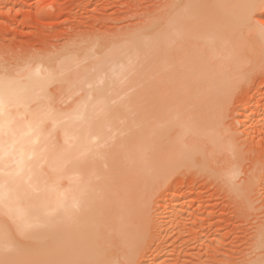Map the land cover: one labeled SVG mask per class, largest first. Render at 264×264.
Segmentation results:
<instances>
[{
	"label": "bare ground",
	"instance_id": "bare-ground-1",
	"mask_svg": "<svg viewBox=\"0 0 264 264\" xmlns=\"http://www.w3.org/2000/svg\"><path fill=\"white\" fill-rule=\"evenodd\" d=\"M260 2L175 0L170 16L164 15L154 34L129 39L121 43V49L112 42L113 49L96 51L98 56L88 68L72 73L70 58L75 55L68 54L69 61L65 56L61 61L43 58V66L37 64L33 73L20 76L22 69L15 67L17 74L0 75V97L5 102L0 114V184L4 185L0 189V264H146L159 236L147 228L148 197L156 183L164 184L182 170L195 176L204 172L219 176L235 193L236 206L241 201L255 208L251 194L260 193L257 188L264 182V143L262 149L257 146L259 150L249 140L251 135L264 134L262 102L245 108L251 114H243L242 127L251 125L245 127L244 142H239L236 132L224 129L220 118L225 107L218 105V97L228 96L233 86L252 84L256 72L264 69L255 58L259 52L254 55L256 36L251 30L254 37L249 34L250 16ZM55 83L57 91L69 97L84 94L71 108L63 109L49 89ZM185 146L193 150L198 164L206 157L209 166L171 171L181 162ZM224 151L228 155L220 157ZM237 165L242 177L234 179ZM194 199L190 195L172 205L174 235L169 238L164 228L159 248L166 249L173 239L186 246L207 247L206 221L191 218L188 226L182 222ZM201 201L187 216L200 217L196 212L204 208ZM259 201L264 206V198ZM253 231L250 239L255 242L249 244L248 253L234 255L235 260L226 258V264L264 261V220ZM208 250L202 253L207 262L217 248L211 257ZM198 254L191 263L207 264ZM179 257L173 264H185Z\"/></svg>",
	"mask_w": 264,
	"mask_h": 264
},
{
	"label": "rangeland",
	"instance_id": "rangeland-1",
	"mask_svg": "<svg viewBox=\"0 0 264 264\" xmlns=\"http://www.w3.org/2000/svg\"><path fill=\"white\" fill-rule=\"evenodd\" d=\"M174 5L175 0H0V75L8 74L10 73L9 71H11V73L17 74L18 72L16 71H19L20 69H22L23 72H21L22 70H20V73L17 75L23 76L22 73L24 75L26 73H33L32 70L34 68L36 69L39 66L37 64H40L41 67L43 66V58L51 56L54 60L61 61L60 58L65 56L66 60L69 61L68 59L70 55L68 54H71V56L75 55L74 59L72 57L70 58L73 64V69L71 68L73 72L72 70L70 72L74 73L78 69L80 70L84 67L88 68L95 61V55L98 56L97 52L108 50L107 47L113 49V44L117 45L114 47L115 49H121L123 45L121 43L127 42V40L129 39H144L151 36L154 31H157L159 29L160 26H157L161 25L166 19L164 15L166 17L170 16L169 13L171 14L170 11L174 8ZM259 6L254 10L255 13L252 12V15L250 16V27L252 29L249 28V34L254 32V34H252L256 36L255 39L252 34L250 35V37H254L252 43L255 41L253 44H256V47L254 48V55L259 52L255 56V58H257L256 60L260 59V61L258 60V62L261 67H264V38H262V36H264V0H261ZM169 8H171V10ZM155 27L157 28L155 29ZM100 40H106L105 42L109 43L111 42L110 45L113 42V44L110 47L109 43H107L106 45L103 41V43L99 42ZM88 41L92 45H90ZM92 41L95 43H92ZM81 42L83 44V47L82 44H80ZM76 43H78V45ZM94 45L97 50H95V48L93 47ZM89 46H91V48ZM85 49L86 52H83L82 50ZM91 49L94 53L90 52L92 51ZM29 52H31V54ZM63 52L64 55L62 54ZM77 52L78 55L76 54ZM91 53L94 55V57L90 55ZM78 58L80 60H78ZM29 65H31V68ZM15 67H19V70ZM261 70L256 72L257 74L254 73L257 78H255L252 84L248 85V83H244V85L242 83L240 85L241 87H236L237 85L235 87L233 86L234 88L232 87V92H230L228 96L224 95L223 97H218L220 102V104L218 105L221 107L224 105L225 107V110L224 112H222V116L220 118L222 120L223 126L225 125L224 129L227 128L228 130H230V133L233 131V134L234 132H236V138H239H237V141L239 142H241L242 140L244 142L247 134L245 129H247L251 125L250 123H246V126L248 125L247 128H245V125H243L244 127H242L243 121H241V119L243 118V114H251L250 112L248 114V112L245 111V108L250 106L252 109L253 106L260 101L262 102L261 107L264 109V69ZM239 80L240 79L238 78L235 79L232 85H234ZM58 86L59 84L55 83L54 85L50 86L49 89L55 92L56 102L58 106L63 109L71 108L73 106V103L77 102L78 99L84 94V92H80L69 97L70 94L59 90L57 91ZM223 101L225 103H223ZM212 102L213 101L210 102V105L212 104ZM216 102L217 98L215 100V103ZM218 105L214 107H219ZM257 118L258 117L254 118V124H256L257 120H259V118ZM256 125L258 126L259 124ZM243 131L245 132V134H243ZM258 137L260 139H258ZM250 138L251 139L249 140V142L252 141V144L257 143V145L253 144V147H263L264 144H261L262 142L264 143L263 133H260V135L258 134L256 136L251 135ZM252 138L255 140V142ZM256 139L258 140L256 141ZM256 147H254V149H259L258 147ZM226 154L227 152L225 153L224 151L222 152V154H220V157L225 158L224 156L228 155ZM212 164L215 166L220 165L219 161H213ZM244 165H248V162L246 161ZM192 172L193 171L190 170H182L178 173L172 174L165 181L166 183L164 182V184H155V188L153 190L154 193L148 197L146 207V210H148V212L146 211V218H149L147 220V228L149 232L150 230L152 231V233H154L155 231L154 234H156V236L159 235L158 237L155 236L158 240H154V244L157 246V248H159L158 243L160 241V236L164 234H162V230L164 228H168L167 230L170 231H168L167 233L169 238L174 235L172 227L175 223L173 215L175 214V210L171 208L179 204L182 199L193 195L195 199L191 202L190 209H186L187 212L186 210L184 211L185 214L187 213L189 215V212L195 211L197 209L196 207L198 206V202H202L201 200H203L204 208L199 210L200 213L197 210L196 213H198V215L196 214V216H200L199 218L196 216V218L191 216L189 217L187 216V214L185 215L183 213L186 217L182 218V222L185 224L188 223L186 224L188 226L192 224V222L190 221L191 218H193L194 222L197 221L196 219H200V221L205 220L206 223L205 221L204 223L206 224V232L209 231V233L211 234H208L209 239L206 241L207 247L201 246V244L186 246L183 245L182 242H174L173 239L170 240L171 242L168 243L169 245L167 244V246L165 247L166 249H164V246L163 248L160 247L159 249H156V246L153 245L151 253L148 254L146 264H161L165 261L166 263L170 262L169 264H173L175 259L179 256L180 261L183 259L185 261V264H192L191 262H196L195 258H197V255H199V252L200 255H202V260L205 261V263L218 264L219 262H213L214 259L212 258H214L215 256V259L218 258L216 259L218 261L222 259L223 261H220L219 264H223V262L227 260L226 258H228L227 261H229V257H231L230 260H235V258L237 259L238 257L234 255L240 257L243 254H247V251L250 247L249 244L255 242V240H252L251 242L250 234L254 232V228H256L259 223L264 220L262 219L264 218V206H261L262 204H260L263 203V201H259L264 198V182H262L263 186H260V188L262 187L261 189H259V186L257 188L258 191H260V193H258L260 196H258V194L255 196L251 194L252 199L255 197L254 200H256V202L258 203L257 204L256 202H253V206L255 207L253 209V207H250L249 204L242 203L239 198H237L236 200L240 201L238 203H240L241 205L237 204L236 206V204L234 203V197L236 195L234 192L229 191L230 187L228 186V184H223L224 179H221L219 176L211 174L209 172H204V174H198L196 176L194 173L192 174ZM240 177H242V175H240ZM237 181L238 179H236L235 182ZM223 189L226 191L223 192ZM259 197H261V199H259ZM173 204L174 206L172 207ZM248 207H250L251 209ZM247 208L250 211H248ZM164 215H167L168 217ZM169 217L171 221H169ZM187 217L189 219H186ZM206 217L210 220L207 221V219H205ZM183 219L185 220V222ZM167 222L169 223V225L167 224ZM178 222H181V220ZM169 226L171 227V229L169 228ZM218 226L222 228H218ZM236 236L237 239H235ZM243 236L246 237L248 241ZM155 241L158 242L156 243ZM240 241L242 242L240 243ZM171 243L175 244V247L178 245L176 249ZM199 245L201 246V248ZM218 245H221L223 249L221 250V247H219ZM206 249H210V251L208 250V253H211H209L210 257L213 253L216 254L218 253L217 251L219 249L220 250L218 254H213L211 258L208 257L210 260H208L207 262V260H205L204 258L206 256H203L202 254L205 253ZM212 249L216 250V253L213 252ZM242 249L243 253H239V255L238 252H242ZM185 253L189 254L185 255ZM190 253H194V255L192 254L193 256L189 257ZM170 258H172V261L170 260ZM224 264H226V261Z\"/></svg>",
	"mask_w": 264,
	"mask_h": 264
},
{
	"label": "snow or ice",
	"instance_id": "snow-or-ice-1",
	"mask_svg": "<svg viewBox=\"0 0 264 264\" xmlns=\"http://www.w3.org/2000/svg\"><path fill=\"white\" fill-rule=\"evenodd\" d=\"M264 38V36H262ZM4 99L3 97H0V114L3 112V107H4ZM193 152L192 149H189L187 146L184 147L183 152H182V160L180 163L175 164V166L171 169V171H176L179 169H182L184 167H200V168H207L211 161H209L206 157L204 161L200 164L196 162V160L193 158L191 153ZM184 154H189L187 155V158H184ZM240 175H242L241 171L239 170V165L236 166V171L233 173V178H238ZM4 185L0 184V189H3ZM0 199H3V192L0 191ZM130 264H134L133 262H130ZM261 264H264V261H261Z\"/></svg>",
	"mask_w": 264,
	"mask_h": 264
}]
</instances>
